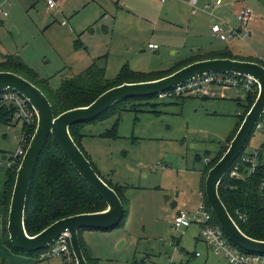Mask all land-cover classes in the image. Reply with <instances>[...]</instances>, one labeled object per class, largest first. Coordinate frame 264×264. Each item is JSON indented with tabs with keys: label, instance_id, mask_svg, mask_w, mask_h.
I'll use <instances>...</instances> for the list:
<instances>
[{
	"label": "rangeland",
	"instance_id": "1",
	"mask_svg": "<svg viewBox=\"0 0 264 264\" xmlns=\"http://www.w3.org/2000/svg\"><path fill=\"white\" fill-rule=\"evenodd\" d=\"M7 19L9 21L16 18L10 17ZM7 19L0 29V62L4 56L9 55L17 56L22 61L21 56L28 57L31 64L23 62L40 79L48 80L50 87L54 90L60 87L64 79L81 73L88 67L89 63L99 57L107 56L106 62L109 67L106 77L111 81L116 78L121 68L127 63L130 69L140 73H170L178 67L176 64L183 59L180 58V55L178 58H174L172 56L173 52L168 50L164 56L158 57L157 53L149 52L147 44L138 46L135 50L129 52L123 47L106 49L109 43L106 42L103 36L91 35L88 32L81 39L89 47V53L85 59L69 66L54 45L58 42L65 45L62 33H55L54 43H52L50 35L39 34V31H35V29L31 33L26 32L25 34L22 32V26L15 31L9 29L6 24ZM236 36L238 35L234 37ZM243 36L244 39L240 40L242 44L247 47L251 46L250 48L255 50L258 56L264 57V34L259 32L253 39H250L244 31ZM22 43L29 44L26 46ZM66 46L68 47V43ZM161 51L163 52L164 48L161 47ZM183 53V57H186L188 52ZM127 56L129 58L121 64L120 59ZM215 88L220 87H213L212 89ZM226 88H228L231 95L227 100L232 102H223V99L219 96L207 100L197 99L204 96L177 100L152 98L151 103L157 104L158 109L167 112L159 117L162 119V123L157 122L161 126L165 123L170 124L167 129L172 127V130L163 134L164 141H141L136 144L143 145L145 143L146 147L154 149L152 156L142 157L144 161L142 164L138 165V162L142 159H140V149L133 151L135 145L128 146V148L122 146V150L129 151L128 157L125 154L115 153L114 158L110 154V159H107L103 153H100L101 158L91 153L94 162L98 163L100 168V171H98L102 177L106 175L105 168H113L118 172L117 177L121 180V183L131 188L126 197L129 201L128 208L129 206L132 208L129 210L126 224L123 227L111 231L83 230L82 232L83 241L85 240L98 255L99 264H231L223 254H215L204 241L199 242L194 235L186 234L183 227L176 229L173 226L174 207L172 203L167 202L169 198L175 201L178 194H180V200H178L180 205L184 202L185 197V202L188 199L192 201L191 208L193 210L199 208L201 195L197 190V183L200 181L199 178L202 179L201 173L207 169L205 158H214L221 146L230 138L233 129L238 127V118L233 109L238 108L240 113L243 114L249 105L247 94L242 89ZM234 96H237L240 100L236 101L237 98ZM215 107H224L227 116H217L214 112ZM183 109L184 117L181 115ZM128 116L133 117L134 115L128 113ZM123 117L127 118V114ZM150 118L153 117L150 116ZM37 119L34 114L30 142L37 128ZM112 120L97 123L96 126L100 129ZM22 128V124H18V127L13 128L0 125V194L2 181H4L8 170L6 163L17 151L18 142L13 137L18 133L20 134ZM185 128H188L189 132L179 137ZM175 138L179 141L178 143H174ZM262 139L261 133L254 132L246 152H254L260 146ZM122 142L120 141L124 145L125 143ZM196 155L199 157L197 161L195 159ZM2 163L4 165H1ZM132 168L133 170L135 168L136 171L132 172ZM195 172L200 175L195 174ZM199 188L200 185H198ZM2 201L0 195V204ZM194 225L199 226L198 224L192 226ZM199 229L200 234L201 226H199ZM182 239H184V243L180 242L177 245ZM0 242V264H11L10 254H15L12 253V249L4 245L3 232L1 233V231ZM37 253L39 252L35 254ZM30 259L36 258L30 257ZM60 259L47 257L41 260L38 259L39 261L36 260L38 264H57Z\"/></svg>",
	"mask_w": 264,
	"mask_h": 264
},
{
	"label": "crops",
	"instance_id": "2",
	"mask_svg": "<svg viewBox=\"0 0 264 264\" xmlns=\"http://www.w3.org/2000/svg\"><path fill=\"white\" fill-rule=\"evenodd\" d=\"M194 1H196L195 4H193ZM217 1L218 0H56V8L49 9L47 6V0H0V7L7 10L9 14L7 18H16L15 20L12 19L9 21L7 18L1 20L0 29L7 19L6 24L8 25L9 29L15 31L17 28L20 29V26H22V32L24 34L26 32L31 33L35 29V31H39V34L44 33L47 36L50 35V41L52 43H54V34L57 32H59V34L62 33L65 45L59 42L56 44L54 43V45L56 48H58L62 58L69 66L75 65L76 63L85 59L86 55L89 53V47L86 45L85 41H82V36L88 32H90L91 35L103 36L106 42L109 43L106 49H118L123 47L129 52L135 50L138 46L147 44L149 52L157 53L158 57L164 56L167 50L169 52L172 51V56L174 58H178L179 55L181 56L180 58H183L176 65L185 62L194 56L204 55H232L238 59L256 60L261 62V59L264 57L258 56L255 50L250 48L251 46H245L240 40L244 39V31L250 39H253V37L259 34V32L264 34V0H221V6L213 8ZM206 5H211V8L206 9ZM245 7L251 8L254 12V17L248 24H242L238 20V14L240 10ZM214 23L221 24L225 32L228 34L230 30H235L237 32L236 35L238 36L234 37V35L226 41L220 40L212 31ZM67 43L68 47L66 46ZM22 44L28 46L29 43ZM151 44L157 45L158 48L154 50L150 49L149 45ZM161 47L164 48L163 52L161 51ZM185 51L188 53L186 57H183V52ZM21 58L26 64H31L28 57L21 56ZM127 58H129V56L122 57L120 59V63L122 64V62ZM106 60L107 56L94 59L92 63H89L86 69L89 68L94 62H98V64L105 67L107 76L109 65H107ZM127 64L121 68L118 75L125 67L130 69ZM229 92L230 91L226 87L215 88L211 89L206 96L197 99L207 100L219 96L223 99V102H232L227 100V98L231 96ZM234 97L237 98L236 101L240 100L237 96ZM138 104H140V102L132 103L128 105V108L131 109V107ZM151 104L153 107H141L139 112L127 110L125 112L113 114L112 116L98 120L97 122L87 124L81 128V145L89 159L99 171L100 168L98 163L94 162L91 157V153L96 154V156H100V158V153H103L106 155L107 159H110V154H112V158H114L115 153L125 154V156L128 157L129 151L122 150V146H126V148H128V146L135 145L133 151H138L140 149V159H142V157L147 158L152 156V151H154V149L146 147L145 143L143 145L136 144L140 143L141 141H164L163 134L171 131L172 127L167 129L170 124L165 123L163 126H161V124H159L157 121L162 123V119L159 117L165 115L167 112L158 109L157 104ZM214 110L217 116H227L226 111H224V107H215ZM233 110L234 114L238 118L237 126H239L245 113L241 114L238 108H234ZM128 113H133L134 116L130 117L128 116ZM125 114H127V118L123 117ZM184 114L185 113L183 109L181 115L184 117ZM150 116L153 118H150ZM111 119H113L112 122H108V124L100 129L97 128V123L110 121ZM144 121H146V123H144ZM18 124L19 123L13 122V125L7 126V128L18 127ZM115 126L117 136L115 138L106 137L105 134L113 130ZM22 130L20 131V134L18 133L13 137L18 142L17 149L19 146V138L21 137ZM234 130L235 128L233 129L232 133ZM188 132L189 129L185 128L179 137L184 136L185 133ZM261 135L263 139L260 145L264 143V134ZM228 140H226L224 145L221 146L217 154L221 152L224 146H226ZM120 141H123L122 143L125 144H121ZM178 142L179 141L177 138H175L174 143ZM100 145L104 147L100 148ZM94 148L96 149L94 150ZM195 159L196 161L199 160L198 155H196ZM207 159L211 163L213 158H205V160ZM143 162V159L140 160L138 165L142 164ZM1 165H4V163ZM205 166L207 168L209 165L206 164ZM134 171H136L135 168L132 172ZM205 171L201 173L202 179L199 178L200 181L197 183V190L200 192L199 195L205 193ZM105 173L106 175L105 177L103 175V178L110 185L126 188L121 190L122 197L123 200L127 201V205H129L126 194L131 188L128 185H123L121 183V180L117 177L118 172L115 169L105 168ZM195 174L198 173L195 172ZM2 182L4 184V181ZM198 185H200L199 189ZM1 188L2 190L0 195L2 196L3 200V185ZM180 196L181 195L178 194V197L175 201H172L171 198L167 200V202L169 204L172 203L174 207V221L180 211H185L187 213H193L196 211L191 208L192 201L188 199V201L185 202V197L183 199L184 202L180 205L178 203ZM131 208L132 207L129 206L128 215ZM4 221L5 208L3 207V203H1L0 231L1 233L3 232V243L5 225ZM192 225L193 224L184 226V232L186 234L194 235L195 239H197L199 242L204 241L201 238V233L199 234V226L201 225ZM180 242L184 243V239L179 241L177 245ZM84 243L90 258L94 260L96 259L100 263L98 255L93 251L91 246L85 240ZM4 245L6 244L4 243ZM12 253L15 255L10 254L12 258L11 264H38L37 260L40 259L38 256L16 254L13 251ZM30 257H34L37 260H31ZM57 264H64V262L62 259H60V262Z\"/></svg>",
	"mask_w": 264,
	"mask_h": 264
},
{
	"label": "water",
	"instance_id": "3",
	"mask_svg": "<svg viewBox=\"0 0 264 264\" xmlns=\"http://www.w3.org/2000/svg\"><path fill=\"white\" fill-rule=\"evenodd\" d=\"M211 73L250 77L257 82L259 87L255 102L246 114L227 151L210 169L206 179L205 194L227 238L244 252L264 254V241L252 239L243 233L219 196L221 182L245 152L255 126L264 114V66L255 62L230 58L195 62L154 81L122 84L106 91L89 106L68 110L59 116L54 114L48 98L34 84L15 73L0 72V92L13 90L19 93L29 101L38 118L36 131L18 167L12 193L7 226L11 244L20 251L36 253L46 250L59 237L68 233L77 264H88L80 245V231L116 229L121 225L125 210L116 191L97 174L91 162L75 143L70 128L96 120L120 101L158 97L196 77ZM50 138H53L61 152L89 187L105 202L107 208L101 212L59 220L41 233L30 236L25 225L27 197L37 163Z\"/></svg>",
	"mask_w": 264,
	"mask_h": 264
},
{
	"label": "trees",
	"instance_id": "4",
	"mask_svg": "<svg viewBox=\"0 0 264 264\" xmlns=\"http://www.w3.org/2000/svg\"><path fill=\"white\" fill-rule=\"evenodd\" d=\"M217 58H230L240 61L255 62L264 66V64L256 60L238 59L232 55H204L194 56L185 62L178 64V67L170 73H140L134 72L128 67H125L120 74L111 81L106 77L105 67L98 64V62H94L83 72L71 78L64 79L60 87L55 90L50 87L48 80L40 79L39 76L31 68L25 65L17 56H4L3 60L0 62V72L15 73L34 84L48 98L53 107L54 114L59 116L68 110L89 106L106 91L122 84L154 81L171 75L172 73L192 63ZM247 97L249 105L242 122L254 104L257 96L247 94ZM151 99L152 98L149 97L120 101L96 120L75 125L70 128V133L75 143L91 162L92 167L95 169L97 174L104 181L105 179L101 176L98 169L89 159L81 145V128L87 124L112 116L113 114L125 112L127 110L139 112L141 107H153L150 103ZM136 102H140V104L131 107V109L128 108V105ZM13 118L14 112L9 110V107L0 99V125H13ZM240 125L230 136L227 143L228 146L226 144V146L222 148L221 152L212 159L205 171L206 179L210 169L217 164L227 151L229 144L235 137ZM32 129V127H28L26 125L23 127V130L27 133V135H31L30 133ZM105 136L115 138L117 136L116 126L113 130L107 132ZM245 153L246 150L221 182L219 187V196L229 214L243 233L252 239L264 241V188H261V185L264 183V162L261 159L255 173L249 176L248 173L250 165L242 163L241 161ZM238 165L240 167L239 171L242 173V177L240 179L231 178V171ZM17 170L18 166L8 168L3 184L4 198L2 203L5 208L4 243L16 254H23L27 256L37 255L39 257L44 250L37 254L27 253L16 249L10 242L7 230L8 215ZM105 182L116 191L123 203L125 215L121 225L119 226L123 227L128 217V205L127 201L123 200L121 190L126 188L113 186L107 181ZM204 195L208 210L212 213L213 222L217 226H220L215 214L211 210L205 193ZM106 208L107 205L105 202L89 187L74 166L70 163L68 158L61 152L53 138H50L37 163L27 197L25 225L28 234L30 236H35L59 220L81 214L101 212ZM240 215L243 219H240ZM82 232L83 231H80L79 233L80 245L88 264H99L98 260H94L88 255L86 245L82 238Z\"/></svg>",
	"mask_w": 264,
	"mask_h": 264
},
{
	"label": "built area",
	"instance_id": "5",
	"mask_svg": "<svg viewBox=\"0 0 264 264\" xmlns=\"http://www.w3.org/2000/svg\"><path fill=\"white\" fill-rule=\"evenodd\" d=\"M196 1L193 2L195 4ZM221 0H218L213 6L216 8L221 6ZM47 6L49 9H55L57 6L56 0H47ZM206 9H210L211 5H206ZM8 12L4 8L0 7V21L8 17ZM254 17V12L251 8L245 7L240 10L238 14V20L242 24H248ZM213 33L223 41L228 40L232 36L236 35L235 30H230L229 34L225 32L221 24L214 23L212 27ZM149 48L157 49V45H149ZM264 64V58L261 59ZM213 87H229L234 89H242L246 94L258 95L259 87L256 81L250 77H244L234 74L226 73H211L203 76L196 77L195 79L182 84L174 89H171L158 97L160 99H185L196 96H206ZM1 101L9 107V110L14 112V123L22 124L31 127L33 123L34 114L37 116L33 107L23 96L13 90H4L0 92ZM38 122V119H37ZM255 132L264 134V114L255 126ZM31 135L22 130L21 137L19 138V146L14 156L6 163L8 168L14 166H20L23 157L30 144ZM264 143L261 144L254 152H246L242 157V163L248 164L249 176L257 170L259 163L264 162ZM209 165L210 161L205 160ZM235 165V164H234ZM233 165V167H234ZM232 169V168H231ZM239 165L236 166L230 174L231 178L240 179L242 173L239 171ZM264 188V183L261 185ZM238 214V213H237ZM239 215V214H238ZM240 219L243 217L240 215ZM191 224L201 225V238L204 242L215 252L217 255L223 254L231 264H264V254L247 253L237 248L225 235L220 226H217L213 222L212 213L208 210L205 201V195H201V203L199 208L193 213H187L180 211L175 218L174 226L176 229L188 226ZM70 235L64 234L59 237L53 244H51L46 250H44L39 258L45 259L47 257L62 258L64 264H77L75 256L73 254Z\"/></svg>",
	"mask_w": 264,
	"mask_h": 264
}]
</instances>
